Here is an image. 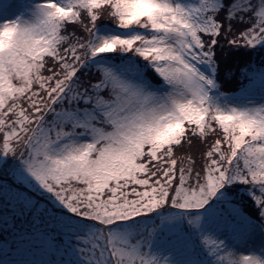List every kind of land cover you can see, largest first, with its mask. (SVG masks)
<instances>
[{
  "label": "snow or ice",
  "instance_id": "1",
  "mask_svg": "<svg viewBox=\"0 0 264 264\" xmlns=\"http://www.w3.org/2000/svg\"><path fill=\"white\" fill-rule=\"evenodd\" d=\"M0 233V264H264V0L0 3Z\"/></svg>",
  "mask_w": 264,
  "mask_h": 264
},
{
  "label": "trees",
  "instance_id": "2",
  "mask_svg": "<svg viewBox=\"0 0 264 264\" xmlns=\"http://www.w3.org/2000/svg\"><path fill=\"white\" fill-rule=\"evenodd\" d=\"M225 91H232L233 89L231 88H225L223 89ZM184 150H187V148L185 147V149H178V154L181 152V151H184ZM203 150V145L199 144V143H194L190 149V151L193 153L194 156L198 157L199 156V153ZM3 238V234L0 233V239Z\"/></svg>",
  "mask_w": 264,
  "mask_h": 264
},
{
  "label": "rangeland",
  "instance_id": "3",
  "mask_svg": "<svg viewBox=\"0 0 264 264\" xmlns=\"http://www.w3.org/2000/svg\"><path fill=\"white\" fill-rule=\"evenodd\" d=\"M4 2V0H0V3ZM8 2H11V3H22L23 0H8Z\"/></svg>",
  "mask_w": 264,
  "mask_h": 264
}]
</instances>
